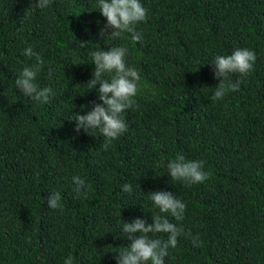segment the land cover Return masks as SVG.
I'll use <instances>...</instances> for the list:
<instances>
[{
    "label": "trees",
    "instance_id": "obj_1",
    "mask_svg": "<svg viewBox=\"0 0 264 264\" xmlns=\"http://www.w3.org/2000/svg\"><path fill=\"white\" fill-rule=\"evenodd\" d=\"M35 2L0 0V264H64L69 255L73 264H117L131 243L125 221L155 215L185 233L164 264H264V0H140L141 43L100 36L107 21L96 0ZM114 46L127 47L141 90L123 113L128 131L104 150L99 130L77 132L69 118L102 103L85 85L91 52ZM28 47L44 60L36 83L55 93L49 104L16 87L36 63ZM237 48L255 51L254 68L239 91L213 102L210 63ZM178 154L204 161L209 179L172 180L166 164ZM73 176L85 180L87 198ZM154 191L181 200L184 219L160 213ZM52 192L62 212L48 207Z\"/></svg>",
    "mask_w": 264,
    "mask_h": 264
},
{
    "label": "clouds",
    "instance_id": "obj_2",
    "mask_svg": "<svg viewBox=\"0 0 264 264\" xmlns=\"http://www.w3.org/2000/svg\"><path fill=\"white\" fill-rule=\"evenodd\" d=\"M51 0H36L34 7L45 9ZM96 8L106 18L107 23L100 31V36L108 34L112 39L122 38L125 33L130 34L133 43L142 42V34L136 30V25L146 20L147 9L140 0H96ZM84 46L83 44H81ZM27 57H35L36 63L23 67L15 80L16 87L24 96L40 103L49 104L55 95L50 87L41 88L36 83L38 73L44 65L43 58L35 53L31 47L24 50ZM128 49L124 46H114L109 50L91 52L95 70L92 77L85 84L88 91L95 90L102 103L93 102L91 110L80 115L73 113L69 120H74L76 131L83 129L86 133L96 130L104 137L102 147L107 150L114 140L128 131L123 113L136 105L135 97L141 90V76L134 67L126 63ZM256 53L247 48H237L230 55H217L210 63L213 74L219 80L211 99L213 102L222 100L229 92L240 90V85L254 68ZM232 74H239L241 79H230ZM51 75V73H49ZM99 86V87H97ZM138 106V105H137ZM158 167H164L158 163ZM168 174L174 181H181L185 186L201 184L209 179L210 174L203 171L204 161L187 160L183 154H178L166 164ZM74 191L81 198H87L85 189L88 187L80 176H73ZM122 191L131 193V184L125 183ZM150 200L160 213L170 214L176 221L184 219L186 205L171 192L154 191L149 193ZM62 197L59 192H52L46 198L49 208L63 211ZM152 223L142 218H135L123 224L124 237L131 241L123 247L115 257L117 264H164L169 248L175 249L178 237L184 235L182 227L169 221L167 216H152ZM167 234L166 239L151 238L149 234ZM190 235V233H189ZM199 236L193 240L197 246ZM64 264H73L71 255Z\"/></svg>",
    "mask_w": 264,
    "mask_h": 264
}]
</instances>
